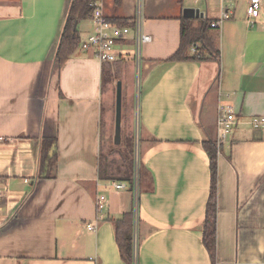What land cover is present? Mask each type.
Returning a JSON list of instances; mask_svg holds the SVG:
<instances>
[{"label": "crops", "instance_id": "obj_1", "mask_svg": "<svg viewBox=\"0 0 264 264\" xmlns=\"http://www.w3.org/2000/svg\"><path fill=\"white\" fill-rule=\"evenodd\" d=\"M114 1L99 0L110 20L135 15L138 0ZM70 2L0 0V264H126L113 220L134 207L133 188L108 156L103 162L119 86L122 138L138 124L144 169L136 264H213L202 237L212 184L203 141L217 144L221 105L234 108L238 123L218 148L217 264H264V129L249 124L264 116V12L254 28L236 14L211 28L219 60L169 61L184 9L215 21L227 3L142 2L152 41L141 46L136 87L133 30L116 62L102 64L79 46L60 63ZM77 29L84 40L94 25L86 19ZM45 138L56 139V159L42 170Z\"/></svg>", "mask_w": 264, "mask_h": 264}, {"label": "trees", "instance_id": "obj_2", "mask_svg": "<svg viewBox=\"0 0 264 264\" xmlns=\"http://www.w3.org/2000/svg\"><path fill=\"white\" fill-rule=\"evenodd\" d=\"M94 0H71L67 11L60 41L57 47L56 57L60 63L67 61L79 48L82 39L77 29L78 23L82 20L89 19L94 7L91 5ZM123 0H115L114 4L120 6ZM213 19L205 18L195 20L183 19L181 22V43L179 50L169 59V61H186V60H206L208 58L219 60L220 51L216 48L215 39L208 35L211 30L210 24ZM112 22L119 26H127L128 20H115ZM200 44L201 47L192 52V47ZM200 55V58L197 55ZM126 142V141H125ZM122 151L123 160L125 161L123 179L131 187L135 183L134 177V141L131 138ZM56 146V139L45 138L42 144V170L52 167L56 156H50L49 151ZM203 148L210 158L211 170V194L207 205L206 220L203 228V243L211 257L212 263H218L217 256V192H218V148L215 141L207 139L203 141ZM103 156V162L105 161ZM102 168V173L104 168ZM121 173V169H117ZM42 174V173H41ZM113 179V177H109ZM114 234L119 247L122 260L126 264H136L135 261V240H134V207L131 211L126 212L121 217L113 220Z\"/></svg>", "mask_w": 264, "mask_h": 264}, {"label": "built area", "instance_id": "obj_3", "mask_svg": "<svg viewBox=\"0 0 264 264\" xmlns=\"http://www.w3.org/2000/svg\"><path fill=\"white\" fill-rule=\"evenodd\" d=\"M227 4L232 0H224ZM143 0L137 1V11L135 15L128 20L127 26H119L112 22L108 16L103 12L101 3L99 0H94L91 4L94 7V11L90 16V20L94 25V30L84 39L80 44V50L86 53H91L102 64L113 63L121 58V55L117 51V46L121 40L128 38L129 34L133 30L136 34L135 37V60L137 62V68L140 71L141 64V46L143 43L152 41V37L145 34L142 31L143 20ZM264 12V0H248L246 8V23L250 28H254L260 24L262 14ZM235 14L232 8V4L224 5L221 11L219 19L212 21L210 27L212 29L220 28L221 24L231 19ZM201 47L200 44H195L192 47V52L195 53L197 49ZM200 58V55H197ZM140 96V95H138ZM238 123L236 112L230 105H221L219 107V115L217 118V148L227 141L230 137L233 128ZM249 124L254 129H264V116L253 117ZM113 186L116 189H124L127 185L124 182H114ZM134 194V240L137 238L139 227V210H138V196L137 183L133 185ZM107 207V198L105 195L100 196L96 202V208L99 215H101ZM90 229L94 227L89 226ZM136 261V259H135Z\"/></svg>", "mask_w": 264, "mask_h": 264}, {"label": "rangeland", "instance_id": "obj_4", "mask_svg": "<svg viewBox=\"0 0 264 264\" xmlns=\"http://www.w3.org/2000/svg\"><path fill=\"white\" fill-rule=\"evenodd\" d=\"M144 2V9H145V5L147 6V4H149L150 0H143ZM170 0H163V3H169ZM247 2L248 0H232L231 3H228L226 5H230L232 4V8L235 11V16H236V20L237 21H241L245 19L246 16V8H247ZM135 85L136 87L138 86V78H139V73H138V68H135ZM138 95V94H137ZM115 98V95H114ZM115 104V102H114ZM138 107V96L136 99V108ZM114 119L112 122V128L110 131V137H109V142L108 144H106L105 148H104V153L103 156H108L109 159V167L111 169V171L114 169H121V176L124 175V170H125V166L124 163L125 161L123 160V155H122V151H124L125 146L127 145V141L130 140L131 138L134 141V177L136 178V183H137V194H140V185H139V181L141 180L142 177V173H143V167H142V163H141V150L139 147V138H138V129L139 126L136 123V127L133 129V131L131 133H128V129H125V134L122 138V126H121V142L120 145H116L115 144V120H116V110H114ZM126 141V142H125ZM107 159V160H108Z\"/></svg>", "mask_w": 264, "mask_h": 264}, {"label": "water", "instance_id": "obj_5", "mask_svg": "<svg viewBox=\"0 0 264 264\" xmlns=\"http://www.w3.org/2000/svg\"><path fill=\"white\" fill-rule=\"evenodd\" d=\"M186 19H199L203 17L198 9L186 8L183 11ZM77 26V25H76ZM121 126H122V91L119 86L116 98V120H115V144L120 145L121 142Z\"/></svg>", "mask_w": 264, "mask_h": 264}]
</instances>
